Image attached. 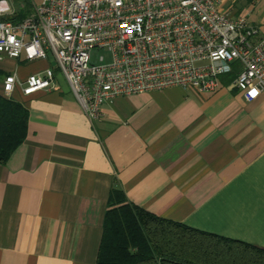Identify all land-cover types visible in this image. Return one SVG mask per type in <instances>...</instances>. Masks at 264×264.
I'll use <instances>...</instances> for the list:
<instances>
[{
    "label": "crops",
    "instance_id": "crops-1",
    "mask_svg": "<svg viewBox=\"0 0 264 264\" xmlns=\"http://www.w3.org/2000/svg\"><path fill=\"white\" fill-rule=\"evenodd\" d=\"M8 17L33 0H5ZM264 35V0H220ZM0 59V95L28 111L24 141L0 162V264H96L112 188L160 217L264 250V93L170 87L118 96L90 120L56 70L55 87L7 96L3 80L54 66ZM234 77V76H233Z\"/></svg>",
    "mask_w": 264,
    "mask_h": 264
},
{
    "label": "built area",
    "instance_id": "built-area-1",
    "mask_svg": "<svg viewBox=\"0 0 264 264\" xmlns=\"http://www.w3.org/2000/svg\"><path fill=\"white\" fill-rule=\"evenodd\" d=\"M220 0H41L19 21L0 0V59L52 57L54 66L3 92L24 95L55 87L64 76L90 120L118 96L170 87L211 93L221 78L247 101L264 93V35Z\"/></svg>",
    "mask_w": 264,
    "mask_h": 264
},
{
    "label": "trees",
    "instance_id": "trees-1",
    "mask_svg": "<svg viewBox=\"0 0 264 264\" xmlns=\"http://www.w3.org/2000/svg\"><path fill=\"white\" fill-rule=\"evenodd\" d=\"M26 16L9 19L16 22ZM27 121L21 103L0 95L1 163L24 141ZM96 264H264V250L155 215L112 188Z\"/></svg>",
    "mask_w": 264,
    "mask_h": 264
},
{
    "label": "rangeland",
    "instance_id": "rangeland-1",
    "mask_svg": "<svg viewBox=\"0 0 264 264\" xmlns=\"http://www.w3.org/2000/svg\"><path fill=\"white\" fill-rule=\"evenodd\" d=\"M35 2V5L34 6H37L41 3V0H33Z\"/></svg>",
    "mask_w": 264,
    "mask_h": 264
}]
</instances>
